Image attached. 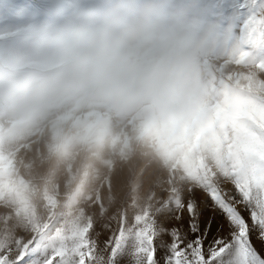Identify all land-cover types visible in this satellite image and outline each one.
Listing matches in <instances>:
<instances>
[{"label": "rangeland", "instance_id": "rangeland-1", "mask_svg": "<svg viewBox=\"0 0 264 264\" xmlns=\"http://www.w3.org/2000/svg\"><path fill=\"white\" fill-rule=\"evenodd\" d=\"M147 2L0 0V240L91 219L103 247V224L194 187L261 123L264 50L226 0H162L175 38L148 49L82 41L115 4Z\"/></svg>", "mask_w": 264, "mask_h": 264}, {"label": "snow or ice", "instance_id": "snow-or-ice-1", "mask_svg": "<svg viewBox=\"0 0 264 264\" xmlns=\"http://www.w3.org/2000/svg\"><path fill=\"white\" fill-rule=\"evenodd\" d=\"M223 12L250 47L264 50V0H226ZM197 192L206 196L199 204ZM185 212L188 230L172 226L184 225ZM117 224L102 225L112 233L103 247L90 236L91 219L67 228L38 227L15 247L0 240V264H264V115L227 161L218 159L210 176L199 178L194 187L170 190L155 206L134 212L131 222L121 213ZM214 224L217 235L205 250Z\"/></svg>", "mask_w": 264, "mask_h": 264}, {"label": "clouds", "instance_id": "clouds-1", "mask_svg": "<svg viewBox=\"0 0 264 264\" xmlns=\"http://www.w3.org/2000/svg\"><path fill=\"white\" fill-rule=\"evenodd\" d=\"M174 38L162 0H149L135 13L117 3L104 13L101 24L81 37L86 44L102 46L105 52H116L126 44L148 49Z\"/></svg>", "mask_w": 264, "mask_h": 264}]
</instances>
